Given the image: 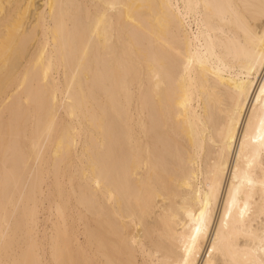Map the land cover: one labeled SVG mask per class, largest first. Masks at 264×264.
<instances>
[{
  "label": "bare ground",
  "instance_id": "6f19581e",
  "mask_svg": "<svg viewBox=\"0 0 264 264\" xmlns=\"http://www.w3.org/2000/svg\"><path fill=\"white\" fill-rule=\"evenodd\" d=\"M36 3L0 0V260L120 259L135 236L175 261L215 182L195 259L244 264L245 245L258 246L244 233L264 228L260 141L242 151L234 125L218 180L216 170L249 80L241 118L247 127L252 116V137L264 116V0ZM109 3L122 7L100 20ZM178 49L199 61L191 76ZM217 229L223 254L209 257Z\"/></svg>",
  "mask_w": 264,
  "mask_h": 264
},
{
  "label": "snow or ice",
  "instance_id": "6c2138e0",
  "mask_svg": "<svg viewBox=\"0 0 264 264\" xmlns=\"http://www.w3.org/2000/svg\"><path fill=\"white\" fill-rule=\"evenodd\" d=\"M118 7H122L121 5L116 4H105L103 8L105 9L104 13L100 16V20H103L107 17L108 10H115ZM197 8L200 6L197 5ZM204 7H209V5H204ZM261 18L264 19V3L261 5ZM97 27H99V23H97ZM261 44H264V35L259 37ZM176 56L179 58V62L182 64L184 72L189 76L195 71L196 64L199 61L191 54L185 53L183 49L176 50ZM244 83L242 87L239 89L240 97L235 101V107L230 111V120L227 126L226 135L224 137V143L221 146V150L219 152V162L217 164L216 170V179L218 180L221 173L224 171L226 165V156L231 151V141L233 138H238L239 134L234 132V125L240 126L243 129L244 137L243 139H239V145L241 150L243 151L246 147V142L249 140L258 139L260 141V147L264 149V116L260 118V127L257 129V136L252 137L249 134V129L254 127L253 118L251 115L248 116V125L247 127L243 124L242 117V108L241 104L244 101L245 94L248 92L247 84ZM257 103L261 109V112H264V85L260 86L259 94L256 96ZM253 111H255L257 105H253ZM239 160V156H237ZM233 178L236 177V172L233 170ZM251 185V181H249ZM99 187V184H97ZM261 187L264 188V182L261 183ZM216 197V183L214 182L209 186V190L205 193L202 206L199 209L198 214L196 215L194 221V227L189 226V232L185 233L182 240V257H178L175 261L170 260H157L152 258L150 250L146 249L143 244L133 236V238L128 243L126 249L119 252L122 258L115 259L112 257H107L99 262L94 260H65L62 256L53 253V259L51 261L45 260L44 258L39 256V253H36V258H24V259H4L0 260V264H197L196 256L200 252L201 244L200 240L207 232V226L211 217L212 212V203ZM245 209H247V205H245ZM229 211H231V205H229ZM245 214V210H241V218ZM227 215L223 218V228L225 230L228 229L229 225L227 223ZM133 222L135 219L133 218ZM247 239L252 240L253 242L258 241V246L255 244L252 247L245 245L244 251L246 253L244 264H264V228H261L257 232H253L251 230L244 233ZM218 240H222L221 230L217 229L216 239L212 241V247L208 248L209 257H211L214 251L220 252L223 254V248L219 247L217 244ZM142 257H145L142 259ZM204 264H212L211 260H206ZM224 264H240L236 259L229 260L227 257L224 261Z\"/></svg>",
  "mask_w": 264,
  "mask_h": 264
},
{
  "label": "rangeland",
  "instance_id": "374dc122",
  "mask_svg": "<svg viewBox=\"0 0 264 264\" xmlns=\"http://www.w3.org/2000/svg\"><path fill=\"white\" fill-rule=\"evenodd\" d=\"M36 1H38V0H35V4H37V3H36ZM39 3H40V2H38V4H39ZM41 218H42V217H41ZM263 218H264V217H263V216H261V218H260L259 220H261V221H262V220H264ZM259 220H257V221L259 222ZM257 221H256V222H257ZM258 222H257V224H258ZM38 226H39V228L42 226L41 222L39 223V225H38ZM39 228H38V229H39Z\"/></svg>",
  "mask_w": 264,
  "mask_h": 264
}]
</instances>
